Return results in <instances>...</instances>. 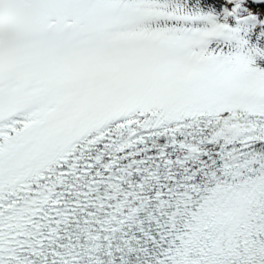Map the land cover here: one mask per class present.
I'll return each instance as SVG.
<instances>
[{"label":"snow or ice","instance_id":"6c2138e0","mask_svg":"<svg viewBox=\"0 0 264 264\" xmlns=\"http://www.w3.org/2000/svg\"><path fill=\"white\" fill-rule=\"evenodd\" d=\"M0 264H264V0H0Z\"/></svg>","mask_w":264,"mask_h":264}]
</instances>
